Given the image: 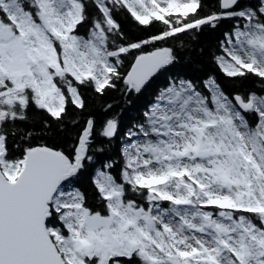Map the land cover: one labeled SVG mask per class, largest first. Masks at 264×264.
Instances as JSON below:
<instances>
[{
    "label": "snow or ice",
    "instance_id": "obj_1",
    "mask_svg": "<svg viewBox=\"0 0 264 264\" xmlns=\"http://www.w3.org/2000/svg\"><path fill=\"white\" fill-rule=\"evenodd\" d=\"M207 7L0 0V264H264V94L230 96L215 76L204 90L173 80L129 129L118 175L111 159L95 167L120 131L116 116L97 129L89 115L67 148L45 139L79 123L68 113L88 110L82 89L138 95L177 61L163 45L225 20L235 23L218 68L264 89V0ZM119 10L150 34L128 40ZM33 109L49 117L39 129ZM90 167L96 208L76 186Z\"/></svg>",
    "mask_w": 264,
    "mask_h": 264
},
{
    "label": "trees",
    "instance_id": "obj_2",
    "mask_svg": "<svg viewBox=\"0 0 264 264\" xmlns=\"http://www.w3.org/2000/svg\"><path fill=\"white\" fill-rule=\"evenodd\" d=\"M248 2L249 0H244V3ZM205 3L208 7L204 14L207 11L214 10L213 6L218 4V0H205ZM88 11L90 17L98 15V10L93 5L89 6ZM115 19L120 23L122 31L128 40L141 39L150 34L149 31L138 26L126 10L117 11ZM234 23L232 20H225L215 29L205 28L203 31L196 33L194 38L192 35L183 34L179 39H170L163 46L175 49L178 57L177 61L169 66L166 71L154 77L142 93L138 95H128L125 97L119 91H111L106 96L98 97L91 89H82L87 99L88 110L82 112L70 106L68 113L69 121L78 120L79 123L76 125L68 123L66 131L56 132L55 135L46 136L45 139L48 143L67 148L72 142L73 137L83 128L89 115L95 117L97 129L103 125L106 119L116 116L120 121V131L110 144L107 141L103 142L106 146V151L103 154L97 155L95 167H99L100 162L106 163L111 159L116 165L113 172L118 175L123 163L122 150L127 147L130 140L128 136L129 129L144 120V113L151 106L160 90L168 86L173 80H191L201 90H204L203 81L209 76H215L225 92L230 96L250 91L264 94V89L259 86L260 81L257 78L250 77L243 81L229 79L220 71L215 62V57L222 54L221 42L225 40V33L233 30ZM88 28L89 24L86 23L79 28V32L85 34ZM152 31L154 32L156 29ZM181 42L183 46H181ZM107 104H112L113 107L108 111H104L103 109ZM32 117L33 125L37 129L40 128L42 120L49 119L43 112L35 109L32 110ZM33 125L26 124L22 126L28 128ZM100 141L101 138L98 137L97 142L100 143ZM35 142L33 141V143ZM15 143L21 142L17 140ZM21 147H23L22 143ZM13 154L19 155V150L13 149ZM92 176L93 169L90 167L79 176L76 186L87 195L89 204L96 208L99 207L97 202L98 193L92 183Z\"/></svg>",
    "mask_w": 264,
    "mask_h": 264
},
{
    "label": "rangeland",
    "instance_id": "obj_3",
    "mask_svg": "<svg viewBox=\"0 0 264 264\" xmlns=\"http://www.w3.org/2000/svg\"><path fill=\"white\" fill-rule=\"evenodd\" d=\"M128 146V145H127Z\"/></svg>",
    "mask_w": 264,
    "mask_h": 264
}]
</instances>
